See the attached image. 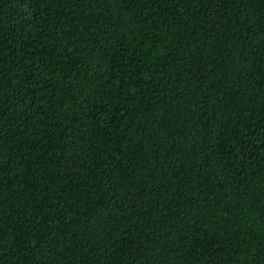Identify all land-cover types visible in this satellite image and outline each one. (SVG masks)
<instances>
[{"label":"trees","instance_id":"1","mask_svg":"<svg viewBox=\"0 0 264 264\" xmlns=\"http://www.w3.org/2000/svg\"><path fill=\"white\" fill-rule=\"evenodd\" d=\"M0 264H264V0H0Z\"/></svg>","mask_w":264,"mask_h":264}]
</instances>
